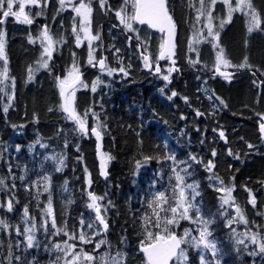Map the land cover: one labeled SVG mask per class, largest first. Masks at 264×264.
<instances>
[{
	"label": "trees",
	"instance_id": "obj_1",
	"mask_svg": "<svg viewBox=\"0 0 264 264\" xmlns=\"http://www.w3.org/2000/svg\"><path fill=\"white\" fill-rule=\"evenodd\" d=\"M183 2L180 9L176 2L168 1L169 9L177 17L178 32L184 23H192L199 6L198 0ZM44 22L45 19H33L25 29H13L8 35L17 85L11 110L2 112L0 104V178L5 181L13 203L7 218L11 226L21 224L18 214L26 206L29 215L41 218L50 202L58 228L78 229L82 216L91 209L87 182L91 175L94 183L91 189L106 205L108 228L103 235L107 243L103 246L112 242L118 251L126 253L125 264H144L140 251L146 235L143 218L152 215L148 205L157 193L153 190L158 188L172 197L176 184L172 169L180 171L191 165L188 168L191 175L185 177V183L198 185L199 195L194 200L199 215L213 221L209 231L217 242L218 264H259L260 259L251 256L250 247L238 242L241 239L236 224L227 223L228 208L212 185V177L225 179L239 197L240 194L246 197L250 190L255 193V206H246L245 212L255 211L257 219L248 217L254 226H259L262 212L264 233V141L258 127L264 111L261 72L256 68L236 69L229 83H220L217 93L211 89L205 95L198 86L200 80L195 69L180 67L182 75H173L170 87L163 89L158 75L136 61L127 76L103 85L92 99L100 128L104 130L103 149L109 171L103 178L93 137L78 131L61 107L56 75L63 71L64 59L52 60L51 68L47 69L36 64L39 47L30 42V37L41 30ZM229 29L226 34L230 36V47L242 49L244 34L241 30L231 31V26ZM29 68L33 69L31 78ZM247 73L249 80L245 78ZM250 82L256 85L254 89ZM195 83L197 87L193 88ZM173 91L177 95L169 100ZM220 132L224 133L223 138ZM169 156H174L175 161ZM209 161L214 165L211 171L205 167ZM196 215L193 209L191 216ZM186 228L194 229L189 220H181L178 234ZM65 233L49 229L45 235L47 246L30 253L14 244V256L19 257L17 264H61V250L52 243L64 241L68 235ZM5 236L6 233H1L0 239L3 241ZM93 245L89 244L87 250L92 251ZM196 253L194 247L188 248L191 264H199Z\"/></svg>",
	"mask_w": 264,
	"mask_h": 264
},
{
	"label": "rangeland",
	"instance_id": "obj_2",
	"mask_svg": "<svg viewBox=\"0 0 264 264\" xmlns=\"http://www.w3.org/2000/svg\"><path fill=\"white\" fill-rule=\"evenodd\" d=\"M42 3L41 5H33L30 3H25V12L30 15L31 19H37L41 18L43 20V17H45V24L48 26L49 33L53 37V47H54V54H60L59 52L62 47H65L67 50V56L65 59V62H68L66 64L65 74L63 72V78L68 76L69 72H73V66L75 65V68L79 70V68L82 65H88L89 62V51L92 50L93 56L95 57L96 61L99 57V51L100 49H104L107 52V66L105 70H102L100 72H96L91 74V76L85 78L82 81V84H80L77 89L74 91V97H71L73 107L75 108V111L78 115H80L82 118H84V113L87 112L88 115L85 118L86 122L92 125H100L98 121L97 113L95 112L96 109L94 106V102L92 101L93 98L96 97V92L99 88H101L103 85L110 84L113 82V79H118L119 77H124V73L119 71V68L124 67L128 74L130 73V69L136 61H139L140 64L144 67V61L139 56L137 51V43H141L143 45V48H147V52L150 53L156 60V57L158 56V53L160 51V45L164 42V34L156 32L151 30L147 25H140L138 23L133 22L134 28L138 29V35L140 37L139 40H137L135 37L137 33L135 32H129L126 31L124 26L120 24L118 18L115 15L114 10H118L121 7L124 6V0H107V5L110 6L113 10H105L101 9L98 3V0H92L91 7L93 8V12L91 13V25H90V33L92 35H99L98 40L89 41L83 32L80 31V25L79 21L81 17L77 16V14L73 11V6L79 3V0H65V6L63 9H61L59 0H40ZM169 1V0H168ZM177 3L179 8H182V4L184 3L183 0H170ZM87 2V0H85ZM199 6L198 9H200V2L198 0ZM236 0H232L233 6H235ZM253 7L256 9V11L260 14L261 18V28L264 29V0H252ZM208 7V0H205V12L207 11ZM193 9H195L193 7ZM197 9V10H198ZM14 10H18V6L14 5ZM53 11L56 14H53ZM127 11L128 14H132V8L131 3L127 5ZM227 13L228 8L221 2H217L215 5V10L213 11V16L215 17L213 23H214V31L219 32V47H222L225 52V56L227 59L231 61L233 65H238L243 62V59L245 56L248 57V63L252 65L251 68H256L261 73L264 72V31L254 30L252 33H248L247 27H248V19L249 17L244 14L243 11H235L232 13V17L230 22H226L222 28L219 27L220 20H227ZM46 15H52L51 17H47ZM197 15L198 11L193 14V21L190 24L184 23L182 25L181 32H178L177 34V42H178V48H177V61L180 67H182L185 70L189 69H195V75L199 78L200 83H198L199 88L202 90V92L207 95L209 94V90L214 89L216 92V87H221L220 83H229L231 81L232 77L226 78L225 76H218L215 74L216 69V53L218 49H214L212 46V43L209 41L211 38H208L207 40L204 39V37L207 35V29L204 27V25L207 23L206 15L201 16L200 20L197 21ZM171 16L174 19V21L177 24L176 20V14L174 11L171 10ZM73 17L76 19L74 20ZM29 24H24L16 21L14 17L9 16L3 25H0V30H2L5 35V55L7 57V68H8V77L9 79L3 80V77L0 76V80H3V83H0V88H3L4 91H0V104H1V111H4L5 106H8L7 112H9L12 108V105L14 104L15 95H16V85H17V76L12 70L11 67V61L9 57L10 53V43L8 41V35L9 32L14 30H17L19 28H26ZM76 27L77 31L73 32V27ZM231 26V31H242V34H244L245 43L242 44V49L238 50L235 48L230 47V36L226 34V31H229ZM235 26V28H233ZM237 26H240L239 28ZM41 30H36L35 36H31L32 43H36L39 47V51L36 58V64L39 65L40 69H45L41 67L42 59L41 55L43 52V47L47 46L45 43L44 37L41 35ZM110 33L112 36L110 37ZM77 34H79L81 40L80 45L77 46L76 37ZM125 35V40H124ZM235 35L239 36V33H236ZM61 37H63V40H61ZM129 37H132L135 41L132 43L129 41ZM247 42V43H246ZM191 46V47H190ZM251 48V49H250ZM119 49L120 51L117 53L115 50ZM43 59H47V56L45 55ZM128 59V60H127ZM190 60L198 61L195 64L190 63ZM125 61H129L130 68L128 67V64H124ZM51 60L49 61V68H51ZM3 60H0V70L3 68ZM219 67L224 69H234V70H243L245 68H236V67H224L223 65H220ZM145 68V67H144ZM171 68L168 61L164 62L162 64V73L158 76V80L160 81V84L162 85L163 89L170 87L173 81V74L171 73L170 76V82L165 81L162 79V75L168 74L167 70ZM247 68V67H246ZM107 69H113L115 71L112 72L111 75L108 74ZM77 73H74V75ZM195 76V78H196ZM12 78H14V84L12 82ZM99 78L100 83L96 85L95 92L92 91V85L93 82ZM247 80L251 79L250 75L247 73L246 77ZM197 80V79H196ZM185 83V81H182ZM251 86L253 89L256 87L252 82ZM83 85H87V87H84ZM196 83L194 84L193 88H196ZM262 89V101L264 103V75H262V84L260 85ZM57 90L59 92V87L57 86ZM84 92V93H82ZM81 96L79 97V94ZM217 93V92H216ZM217 99V102H220V96ZM264 105V104H263ZM5 112V113H7ZM95 113V115H93ZM262 116H264V111H262ZM9 117V116H8ZM7 121L9 122V118H7ZM264 120L261 119L259 124L263 122ZM259 127V126H258ZM1 128V126H0ZM101 129V128H100ZM103 130V129H101ZM104 131V130H103ZM105 155V153H104ZM90 164H92V161L90 160V163L88 162V166L90 168ZM94 165V163H93ZM220 181H223V184L220 183ZM88 186L90 187L88 191L89 193H92L96 195V197L100 198L98 193L96 191H93L91 189V186L93 183L91 175H88ZM5 183V181H4ZM212 185L217 189H223L219 190L221 193V198L224 203L225 199H229V204H225V207L228 208V216H227V223L228 222H234L236 224L237 228V234L241 240L244 241V244L246 246L250 247L251 256L256 259L259 258L260 262L259 264H264V254L259 253V245L254 244L251 241V237L253 234H258V240L261 237H264V233L262 232V212L259 215V226H254L250 221H248V217L250 218H256L257 215L255 214V211L252 210V214H249L245 212L246 206H249L252 208V204L250 201L252 198H254L257 202V196L255 193L250 190L248 191V194L246 197H243L242 194H240V197L237 193H235V190L233 188H229L227 182L225 179H221L219 177H212ZM227 189H231V192L227 191ZM155 192H160L162 190H159L158 188L153 190ZM5 194V197L3 195ZM185 196L188 200H192L193 193L191 189L185 190ZM90 197V196H89ZM91 199V197H90ZM11 200L9 198L7 188L4 185H0V205H3V207H0V219H3L7 222L9 225L8 228H2L0 227V235L1 233H6L5 238H3V241L0 239V264H17L16 257L14 256L13 246L14 244L21 246L29 253L33 251V249L38 250L42 247L45 248L46 242V234L49 229L55 230V232L63 231L66 232L68 235L66 236V239L62 242H54L52 243L53 247L55 245L59 244L61 250V264H65V260H71V255L65 256V249L66 245H75V248L70 249L72 252H80L81 249L83 252H87L89 254L94 255L97 259L95 262H92V264H100L99 257L103 253H110L112 256H115L118 250L116 249L115 245L110 242L106 246L101 245L99 249H95L96 242L100 240H105V236L103 235V229L102 226L99 224V221L96 220V211L95 209L91 208L88 212L89 214L83 215L81 218L80 225L77 228L73 230H65L63 228H58L56 225V228L52 227V219L53 215L51 212V206L49 210V205L47 207V210L44 214H41V218H35L32 215H29L27 218V222H25L24 212L19 213V220L21 222L20 225L15 224L14 226H11V223L7 219L8 216L11 214L10 211L7 210V203ZM101 213L106 220V205L102 202H100V199H98ZM12 201V200H11ZM91 203V202H90ZM192 203L195 204V200H192ZM196 205V204H195ZM239 207L244 219L247 220V223L244 222V220H241L240 217L237 215L236 208ZM5 210V211H4ZM193 210V209H192ZM190 210V216L191 211ZM5 215V216H4ZM256 215V216H254ZM7 216V217H6ZM181 221V220H180ZM179 221V225H180ZM193 224V228H190L192 230V235L199 238V230H201L203 227L199 223H194L191 220H189ZM93 224V228H89L88 224ZM226 223V225H227ZM34 227V231L32 234L35 236V240L33 241V247L28 248L27 247V240L26 235H17L16 228L19 227L20 231L23 232L25 227ZM179 228V227H178ZM178 228H176V231L178 233ZM157 231V230H156ZM183 234L184 230H181ZM83 232L87 238H90L93 242V250L88 251L87 246L91 243H83L79 240L80 233ZM98 233V234H97ZM70 237H75L76 240L80 241L77 242ZM13 238L15 242L13 243ZM52 239V237L50 238ZM209 240L214 242L217 247L216 239L211 235L208 237ZM203 246H201L202 248ZM196 256L198 263L199 261V255L200 250L196 249ZM218 249V248H217ZM122 252V251H119ZM11 253V255H9ZM124 253V252H122ZM203 255L206 258V261L212 260L214 264L219 263L218 258V251L215 256H213V253L210 249H203ZM208 256V258H207ZM210 259V260H208ZM78 264H90V262L83 259V254L81 253V259L79 260ZM189 264L191 262L189 261ZM212 264V263H211Z\"/></svg>",
	"mask_w": 264,
	"mask_h": 264
},
{
	"label": "snow or ice",
	"instance_id": "obj_3",
	"mask_svg": "<svg viewBox=\"0 0 264 264\" xmlns=\"http://www.w3.org/2000/svg\"><path fill=\"white\" fill-rule=\"evenodd\" d=\"M30 3L33 5H38L40 0H0V25H3L5 20L11 16L16 19V21L24 24H32L33 19L30 18V15L25 12V3ZM71 2V0H70ZM200 2V9H198L197 21L200 20L201 16L206 15L207 23L204 27L207 29V35L204 39L211 38L209 41L212 43L214 49H218L216 53V71H220V65L224 67H236V68H251L252 65L248 63V57L245 56L243 62L238 65H233L229 59L226 58L224 49L219 47V32L214 31V19L213 11L215 10V5L217 4L218 0H208V7L207 11L205 12V0H199ZM219 2L223 3L228 8L227 13V20H220L219 27L222 28L226 22H230L232 13L235 11H243L246 16L249 17L248 19V33H252L254 30L264 31L261 28V18L260 14L256 11L253 7L252 0H236L235 6L232 4V0H219ZM61 9L65 6V0H59ZM99 6L101 9L105 10H113L110 6L107 5V0H98ZM131 3L132 14L129 15L127 11V5ZM92 0H79V3L73 6V11L77 14V16L81 17L79 21L80 31L85 34V37L91 42L93 40H98L99 35H92L90 33V25H91V13L93 12V8L91 7ZM14 5L18 6V10H14ZM115 15L118 18L121 25L124 26L126 31L135 32L137 33L136 39L139 40L140 37L138 35L139 30L134 28L133 22L138 23L140 25H148L150 28L158 29L160 32H165L167 30L168 40L161 43L160 51L158 56L156 57L155 66L153 68V61L150 55L145 54L147 53V48L143 50L141 53L144 67L148 68L149 70H154L155 73L161 74L162 68L160 67L158 61L164 60L165 58L171 59L174 55L173 49L175 45L172 43V37L175 30V24L172 20V16L170 15L167 7V0H124V6L118 10H114ZM75 20L76 18L73 17ZM77 31L75 25L73 27V32ZM5 33L0 30V60H3V68L0 70V76L3 77V80L9 79L8 77V68H7V57L5 55ZM41 35L44 39L47 40V46L43 47V52L41 55L42 63L41 67L47 69L49 68V61L52 59V54L54 51V41L53 37L49 34L47 25H45L42 29ZM132 37H129V41H131ZM63 40V37H61ZM80 36L77 34L76 42L77 46L80 45ZM30 42L31 37H30ZM143 43V42H141ZM247 43V42H246ZM191 47V46H190ZM117 53L120 51L119 49L115 50ZM47 56V59H43L44 56ZM106 58H100L97 63L101 70L106 69L105 64ZM95 57L93 56L92 50L89 51V64L92 66H96L93 61ZM192 64L197 63L198 61L190 60ZM172 64L175 65V61L172 60ZM29 78H31V74L33 69L29 68ZM108 74L111 75L113 69H107ZM119 71L124 73L125 76L128 75L127 70L124 67L119 68ZM173 71H178L175 67L169 68L167 70L168 74L162 75V79L165 81L170 82V76ZM79 70L73 66V72H69L68 76L61 78L57 77L58 87L60 90V96L63 98V104L61 105L62 110L67 113L68 118L74 120L78 125V131L87 135L89 129L86 125V117L88 115L87 112L84 113V118L78 115L75 111V108L72 104L71 97H74V91L71 92L69 95H66L68 89H72L76 84H82L81 76L78 74ZM74 73H77L74 75ZM264 75V72L261 73ZM221 75H225L221 73ZM255 75V73H253ZM226 78H228L226 76ZM3 80H0V83H3ZM12 82L14 84V78H12ZM100 83L99 78L93 82L92 91L95 92L96 85ZM87 87V85H83ZM0 91H4L3 88H0ZM163 89L161 92L163 93ZM176 92H172L168 99L171 100L174 96H176ZM187 98H185L186 100ZM223 103V101H221ZM8 106H5L4 111L7 112ZM52 109H49L51 111ZM95 115V113H93ZM197 115H202V113L197 112ZM264 120V116L261 117ZM101 126L97 125V127L91 128V133L97 137L99 140L101 137V132L98 130ZM260 131L264 133V123L260 124ZM220 136L223 138L224 133L220 132ZM39 142V141H37ZM42 147H46V145H41ZM252 147V145H249ZM19 150V148H17ZM231 154V153H229ZM213 156L216 155L215 151L212 153ZM55 159V157H53ZM146 160L149 159L148 157L145 158ZM168 159L175 161L174 156H169ZM192 160H196L195 156L191 157ZM60 163L62 164L63 161L61 160ZM179 163H187L186 161H180ZM188 167L177 171L175 168L172 169L176 184L173 186V195L169 197L166 195L165 192H157L152 201L149 202V208L152 209L151 217L145 216L144 219V233L146 234L144 239L140 243V251L144 255V264H189V255H188V248L194 247L200 250L199 261L200 264H211V262L206 261L205 256L203 255V249H210L213 253V256L216 255L218 249L216 244L208 239L211 236V232L209 231V225L213 222L211 220L203 219L200 215V209L192 203V200L195 199L196 195L199 193L196 191V187L198 185L194 184H187L185 183V177L191 175L188 171ZM208 171H211L214 165L211 161L205 166ZM57 171H60V168H57ZM181 172L184 175H181ZM104 174V173H102ZM211 178V177H210ZM21 180L24 177L20 178ZM47 179V178H46ZM223 184V181H220ZM0 185H4V180L0 178ZM14 186V185H13ZM191 189L193 196L192 200H188L185 196V190ZM223 190V189H218ZM47 191V188H45ZM229 193L231 189H227ZM91 197V203L88 205L89 208H93L96 211V220L99 221L100 225H103V229L107 230L108 224L106 223L104 217L101 215L100 206L97 204L98 198L92 193H89ZM231 198V197H230ZM229 198V199H230ZM229 199L224 200V204H229ZM250 203L255 206V199L253 198ZM3 207V205H0ZM195 209L197 215L195 218L190 216V210ZM7 210H13V203L11 200L7 203ZM49 210H50V202H49ZM237 215L240 217L241 220H244L247 223V220L244 219V216L239 207L236 208ZM29 216L27 206L24 208V217L25 222H27V218ZM180 220H191L194 223L203 224V228L199 230V238L192 235L191 229H184L182 235H178L176 228L179 227ZM83 223V221L81 222ZM89 228H93V224L87 225ZM0 227L8 228L9 225L3 219H0ZM34 225L32 227H25L23 232L20 231L19 227L16 228L17 235H26L27 240V247H33V241L35 240V236L29 233L34 231ZM52 227L56 228V221L55 218L52 219ZM150 229H156L157 231H152ZM67 235V233H65ZM98 234V233H97ZM71 239H75V237H70ZM79 240L85 244L92 243L93 241L90 238H87L86 235L81 232L79 235ZM251 241L254 244L259 245V253L264 254V237H261L258 240V234H253L251 237ZM239 243H244L243 240L238 241ZM106 240H100L96 242L95 249H99L101 245L106 244ZM201 246H203L201 248ZM57 249H60V245H55ZM75 248V245H66L65 256L71 255L72 259L65 260V264H78L79 260L81 259V253L83 254V259L90 262L96 261V257L92 254L87 252H83L81 249L80 252H72L70 249ZM256 254V253H250ZM11 255V253H9ZM126 253L117 252L115 256H112L110 253H103L99 257L100 264H125L126 261ZM19 260V257H16ZM57 259H60L59 257Z\"/></svg>",
	"mask_w": 264,
	"mask_h": 264
},
{
	"label": "water",
	"instance_id": "obj_4",
	"mask_svg": "<svg viewBox=\"0 0 264 264\" xmlns=\"http://www.w3.org/2000/svg\"><path fill=\"white\" fill-rule=\"evenodd\" d=\"M167 7H168V4H167ZM168 11H169V9H168ZM170 13V12H169ZM171 15V14H170ZM173 20V19H172ZM174 22V21H173ZM175 24V23H174ZM148 26V25H147ZM150 28V27H149ZM150 29H152V30H154V31H158V32H160L158 29H154V28H150ZM161 33H164V42L166 41V40H168V34H167V30L165 31V32H161ZM172 43L175 45V47H174V49H173V52H174V55L171 57V59H169V62L171 63V68L172 67H175L176 69H178V66H177V64H176V46H177V33H176V26H175V30H174V34H173V37H172ZM138 49L141 51L142 50V46L141 45H139L138 46ZM145 54H148V53H145ZM148 55H150V54H148ZM151 57V56H150ZM101 58H105V54H103V56L101 57ZM172 60H174L175 61V65H173L172 64ZM163 60H159L158 61V63H159V65H160V63L162 62ZM105 64H106V59H105ZM95 65L96 66H93V67H97V68H99V69H101L100 67H99V64L98 63H95ZM147 70H149L148 68H147ZM153 73H155L154 72V70H153ZM173 73H175V71H173ZM215 73L217 74V75H219V76H222L221 75V73H224L225 75H232L233 74V71H230V70H226V69H222L221 67H220V71L219 72H217L216 71V69H215ZM80 74V76H81V80L83 79V74L80 72L79 73ZM155 74H157V73H155ZM58 77H60V76H58ZM78 84H76L75 86H77ZM74 86V87H75ZM73 87V88H74ZM72 88V89H73ZM72 89H68L67 90V92H66V95H68V93H69V91L70 90H72ZM61 102H62V104H63V98L61 97ZM261 123H264V121L263 122H261ZM260 123V124H261ZM260 124H259V132H260V136H261V138L264 140V133H262L261 131H260ZM87 125V127H88V129H89V132L91 133V128H89V126H88V124H86ZM93 128V127H92ZM99 130V129H98ZM100 131V130H99ZM101 132V131H100ZM92 134V133H91ZM93 135V134H92ZM94 136V138H95V140H96V156H97V160H98V166H99V170H100V174H101V176L102 177H107V175H108V166H107V164H106V162H105V159L103 158V155H102V149H103V138H102V133H101V137H100V139L98 140L97 139V137L95 136V135H93ZM102 173H104V174H102ZM97 204H98V201H97ZM99 205V204H98ZM100 206V205H99ZM102 215V214H101ZM107 223V222H106ZM102 227H103V225H102Z\"/></svg>",
	"mask_w": 264,
	"mask_h": 264
},
{
	"label": "flooded vegetation",
	"instance_id": "obj_5",
	"mask_svg": "<svg viewBox=\"0 0 264 264\" xmlns=\"http://www.w3.org/2000/svg\"><path fill=\"white\" fill-rule=\"evenodd\" d=\"M41 1H40V3L38 4V6L39 5H41ZM53 14H56L54 11H53V13H52V15ZM52 15H46L47 17H51ZM37 19H41V18H37ZM45 19V17H43V20ZM42 20V19H41ZM46 20V19H45ZM46 24L44 23L41 27H44ZM38 28V27H37ZM47 28H48V26H47ZM48 31H49V29H48ZM50 34V33H49ZM112 36V34L110 33V37ZM45 40V43L47 44V41H46V39H44ZM135 40L134 39H131V41L130 42H134ZM67 49L65 48V47H62V49L59 51V52H61L60 54H54V51H53V54H52V60H55V59H60V58H63L64 59V62H63V64H62V67H63V71L60 73V74H57V77L58 76H60L61 78H63V72H64V74H65V69H66V64L68 63V62H65V59H66V56H67V51H66ZM138 51V50H137ZM139 52V51H138ZM103 54H105L106 55V59H107V52L104 50V49H100V51H99V57H98V59L96 60V61H93V63L95 64L102 56H103ZM139 54H141L140 52H139ZM154 60H155V58H154ZM165 61V60H164ZM163 61V62H164ZM59 65V64H58ZM57 65V66H58ZM59 68H61V67H59ZM100 71H102V70H100V69H98V68H96V67H93L91 64H88V65H82L80 68H79V72H78V74L81 72L82 74H83V79H85V78H87V77H89V76H91V74H93V73H96V72H100ZM82 79V80H83ZM80 84H78L77 86H75L72 90H70L69 91V93L68 94H70L71 92H73V91H75L76 89H77V87L79 86ZM82 93H84V92H82ZM82 93H80L79 94V97L81 96V94Z\"/></svg>",
	"mask_w": 264,
	"mask_h": 264
}]
</instances>
